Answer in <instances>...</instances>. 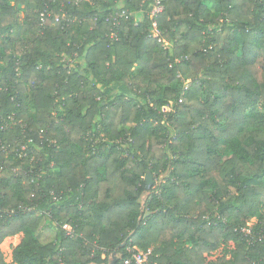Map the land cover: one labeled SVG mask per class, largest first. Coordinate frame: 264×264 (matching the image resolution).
Masks as SVG:
<instances>
[{
  "label": "trees",
  "instance_id": "16d2710c",
  "mask_svg": "<svg viewBox=\"0 0 264 264\" xmlns=\"http://www.w3.org/2000/svg\"><path fill=\"white\" fill-rule=\"evenodd\" d=\"M153 1L0 0V122L17 120L0 132L15 210L0 243L22 232L16 264H106L124 240L151 264H206L229 241L214 264H264V240L238 231L264 232V0H160L154 17Z\"/></svg>",
  "mask_w": 264,
  "mask_h": 264
},
{
  "label": "built area",
  "instance_id": "2783aa9c",
  "mask_svg": "<svg viewBox=\"0 0 264 264\" xmlns=\"http://www.w3.org/2000/svg\"><path fill=\"white\" fill-rule=\"evenodd\" d=\"M162 9L163 7L160 3V0H154L150 14L153 17L157 16V14L162 11ZM123 16L127 17L124 11H122L121 13L116 11L114 12L113 15H111L112 27H111L110 38H112L113 40L117 39L120 18ZM152 32L153 34H159L156 21H153L152 23ZM188 86H189V83L186 82L184 85V90L187 89ZM167 107H169V110H170V106H164L162 110L166 111ZM16 123H17V120L15 118V114L12 113L8 115L5 119H3V121L0 122V132L7 131L9 128H12L13 125H15ZM30 141L31 139L28 138V142ZM25 149H26L25 145L22 144L20 146L19 155L24 154ZM0 150L3 151L6 155L8 154L7 146L5 145V143L1 141V139H0ZM0 169H2V166H0ZM23 209H31V207H24ZM14 213H15L14 209H11V210L3 209L0 203V216L1 217H6L7 215H11ZM62 229L65 230V233L67 236H70V237L73 236L74 230L70 224L63 223ZM238 231L242 235V237L244 238L248 246H253V244H255L258 240L259 241L264 240V232L262 231V229L258 231L255 230L252 222H249L247 225L240 227ZM102 256H104V254ZM151 256H156V254H154L151 248L143 250L135 245H127L125 247L124 256H122L120 263L121 264H151V259H150Z\"/></svg>",
  "mask_w": 264,
  "mask_h": 264
},
{
  "label": "rangeland",
  "instance_id": "374dc122",
  "mask_svg": "<svg viewBox=\"0 0 264 264\" xmlns=\"http://www.w3.org/2000/svg\"><path fill=\"white\" fill-rule=\"evenodd\" d=\"M8 1L10 3H12L13 0H8ZM209 7L212 10L217 9V6L214 3H210ZM108 90H110L111 92H114L115 85L108 88ZM168 110H169V107L166 108V111H168ZM254 111L262 112V109L260 107H256L254 109ZM164 175H165V173L163 172L161 174V176L163 177ZM51 237H52V235L48 236L47 239H50ZM22 238H23L22 232H18L16 234L12 235V237H9V238L5 237L2 240V242L0 243V251L2 254V260L6 264H16L12 258V251H13L14 247H16L21 242ZM233 248H234V243L232 241L220 244V246L216 250H213L212 252L205 254L206 255L205 256L206 264H214L220 256H225V257L229 258L230 257V251ZM89 264H95V263H89Z\"/></svg>",
  "mask_w": 264,
  "mask_h": 264
},
{
  "label": "water",
  "instance_id": "95a60500",
  "mask_svg": "<svg viewBox=\"0 0 264 264\" xmlns=\"http://www.w3.org/2000/svg\"><path fill=\"white\" fill-rule=\"evenodd\" d=\"M144 178H145L146 186L149 189L155 182L154 178H153V175H152L151 172L147 171ZM146 196L147 195L145 194L142 197L141 207H140L141 211H143V209H144V199H145ZM147 214H149V212H147L146 215ZM140 219H141V216L138 219L139 222H140ZM125 244H126V240H124L122 243L118 244L116 246L115 250L108 254L106 264H117L121 260L122 254L118 250L120 248H123L125 246Z\"/></svg>",
  "mask_w": 264,
  "mask_h": 264
},
{
  "label": "crops",
  "instance_id": "0c3cea01",
  "mask_svg": "<svg viewBox=\"0 0 264 264\" xmlns=\"http://www.w3.org/2000/svg\"><path fill=\"white\" fill-rule=\"evenodd\" d=\"M7 237L9 238V237H12V236H7ZM205 256H206V255H205Z\"/></svg>",
  "mask_w": 264,
  "mask_h": 264
}]
</instances>
